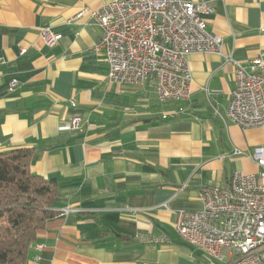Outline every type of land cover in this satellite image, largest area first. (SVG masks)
Returning <instances> with one entry per match:
<instances>
[{
  "label": "crops",
  "instance_id": "1",
  "mask_svg": "<svg viewBox=\"0 0 264 264\" xmlns=\"http://www.w3.org/2000/svg\"><path fill=\"white\" fill-rule=\"evenodd\" d=\"M110 1L0 0V152L34 148L30 171L54 178L59 198L25 264H224L179 236L177 212L257 171L232 152L263 144L264 126L241 129L227 108L234 62L264 50V0H191L213 8L201 17L223 42L187 56L190 95L177 102L108 79L101 29L76 14ZM43 28L60 34L54 46ZM72 116L79 129L63 130Z\"/></svg>",
  "mask_w": 264,
  "mask_h": 264
},
{
  "label": "built area",
  "instance_id": "2",
  "mask_svg": "<svg viewBox=\"0 0 264 264\" xmlns=\"http://www.w3.org/2000/svg\"><path fill=\"white\" fill-rule=\"evenodd\" d=\"M211 12L207 3L191 0H111L96 9L82 8L76 18L87 15L101 29L94 49L102 52L110 81L144 84L159 100L177 102L190 95L187 56L221 53L222 38L211 33L201 17ZM40 35L50 47L60 39L48 28ZM234 76L227 117L241 129L264 126V50L234 62ZM16 85L10 81L8 91ZM69 101L75 104L74 98ZM80 123L79 116H72L62 129L74 132ZM232 153L252 160L257 171L236 170L224 186L202 188L201 209L179 210L176 231L218 262L264 264V143L250 152ZM72 210L65 207L63 212Z\"/></svg>",
  "mask_w": 264,
  "mask_h": 264
},
{
  "label": "trees",
  "instance_id": "3",
  "mask_svg": "<svg viewBox=\"0 0 264 264\" xmlns=\"http://www.w3.org/2000/svg\"><path fill=\"white\" fill-rule=\"evenodd\" d=\"M34 157L28 147L0 152V264H25L37 231L58 214L56 180L30 171Z\"/></svg>",
  "mask_w": 264,
  "mask_h": 264
}]
</instances>
